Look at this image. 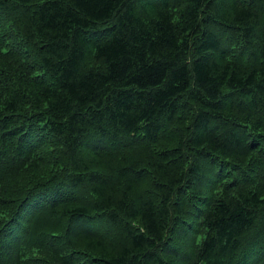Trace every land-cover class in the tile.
I'll return each instance as SVG.
<instances>
[{
    "label": "trees",
    "instance_id": "trees-1",
    "mask_svg": "<svg viewBox=\"0 0 264 264\" xmlns=\"http://www.w3.org/2000/svg\"><path fill=\"white\" fill-rule=\"evenodd\" d=\"M0 264H264V0H0Z\"/></svg>",
    "mask_w": 264,
    "mask_h": 264
}]
</instances>
